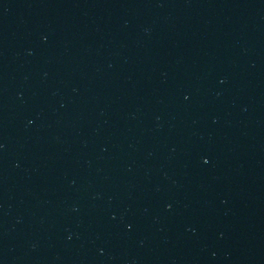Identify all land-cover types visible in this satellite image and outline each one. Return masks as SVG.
I'll use <instances>...</instances> for the list:
<instances>
[{
	"label": "water",
	"instance_id": "95a60500",
	"mask_svg": "<svg viewBox=\"0 0 264 264\" xmlns=\"http://www.w3.org/2000/svg\"><path fill=\"white\" fill-rule=\"evenodd\" d=\"M0 264H264V0H0Z\"/></svg>",
	"mask_w": 264,
	"mask_h": 264
}]
</instances>
